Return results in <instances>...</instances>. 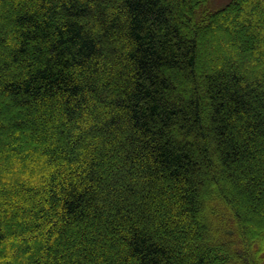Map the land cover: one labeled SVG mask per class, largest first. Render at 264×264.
<instances>
[{
    "label": "trees",
    "instance_id": "1",
    "mask_svg": "<svg viewBox=\"0 0 264 264\" xmlns=\"http://www.w3.org/2000/svg\"><path fill=\"white\" fill-rule=\"evenodd\" d=\"M209 2L0 0V264H264V0Z\"/></svg>",
    "mask_w": 264,
    "mask_h": 264
},
{
    "label": "rangeland",
    "instance_id": "2",
    "mask_svg": "<svg viewBox=\"0 0 264 264\" xmlns=\"http://www.w3.org/2000/svg\"><path fill=\"white\" fill-rule=\"evenodd\" d=\"M231 0H210V2L208 3V5L206 6V9L209 11V12H215L217 10H220L222 9L224 6H226ZM257 2V1H256ZM254 4H257V3H254ZM247 22L249 23L250 26H255V23L252 22L251 19H247ZM243 202V201H242ZM243 205L242 206H245L246 207V201H244L242 203ZM250 212V214L253 216V215H259L262 214V212H257L256 210H252V211H248Z\"/></svg>",
    "mask_w": 264,
    "mask_h": 264
}]
</instances>
